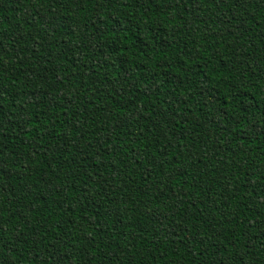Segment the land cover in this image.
<instances>
[{
	"label": "trees",
	"instance_id": "obj_1",
	"mask_svg": "<svg viewBox=\"0 0 264 264\" xmlns=\"http://www.w3.org/2000/svg\"><path fill=\"white\" fill-rule=\"evenodd\" d=\"M0 264H264V0H0Z\"/></svg>",
	"mask_w": 264,
	"mask_h": 264
}]
</instances>
